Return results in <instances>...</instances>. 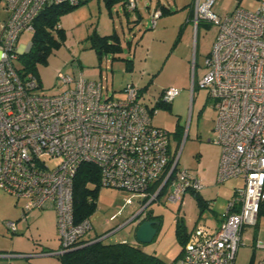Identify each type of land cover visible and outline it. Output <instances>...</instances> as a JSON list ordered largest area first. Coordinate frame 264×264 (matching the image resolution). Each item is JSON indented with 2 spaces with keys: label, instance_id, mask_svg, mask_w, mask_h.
Wrapping results in <instances>:
<instances>
[{
  "label": "built area",
  "instance_id": "obj_1",
  "mask_svg": "<svg viewBox=\"0 0 264 264\" xmlns=\"http://www.w3.org/2000/svg\"><path fill=\"white\" fill-rule=\"evenodd\" d=\"M81 1L2 0L0 190L25 201L24 219L33 210L55 211L60 248L52 255L75 249L92 230L90 221L75 224L73 218V179L82 164L98 168L101 187L126 190L150 203L163 186L176 202L187 191L203 189L199 178L178 168L168 133L152 124L156 103L170 104L180 90L163 89L150 107L134 83L123 88L126 100L104 99L102 80L88 79L76 63L71 73L57 70L62 90L54 95L38 93L39 80L32 73L19 75L17 59L31 47L18 46L20 35L33 33V22L45 9ZM215 3L193 0V24L217 28L199 86L216 101L209 141L220 148L215 183L241 179L243 186L234 189L216 229L198 222L176 264H234L242 232L256 225L264 203V1L255 11L236 8L223 17L213 12ZM124 8L135 13L136 0H127ZM160 16V10L153 12L151 28ZM163 176L158 189L150 192ZM7 227L16 230L14 222ZM257 247L264 248V242Z\"/></svg>",
  "mask_w": 264,
  "mask_h": 264
},
{
  "label": "rangeland",
  "instance_id": "obj_2",
  "mask_svg": "<svg viewBox=\"0 0 264 264\" xmlns=\"http://www.w3.org/2000/svg\"><path fill=\"white\" fill-rule=\"evenodd\" d=\"M159 1L173 11L179 9L174 7V1L177 0ZM262 1L264 0H216L212 10L223 17L236 8L255 11ZM157 4V0H136L135 13H126L122 3L108 9L102 0H82L80 5L73 7L60 18L59 25L66 33L65 42L53 52L45 66L37 68L41 84L37 92L48 96L60 92L61 85L56 79L57 70L71 73L72 65L76 63L82 70L101 74L105 86L102 93L104 99L126 100L128 95L121 89L130 77L124 71V61L113 60V54L109 53L103 54L99 62L97 54L90 48L88 38L96 34V31L101 35H110L114 30L120 37L123 49L121 57L128 60H133V56L126 43L130 42L133 48L139 41L133 60L135 72L139 73L145 66L148 75L144 78L143 85L152 77L146 91L149 99L143 102L152 104L149 105L151 107L163 89L180 90L170 107L167 104L156 106L157 113L153 115L152 124L168 133L170 153L179 157L178 168L196 174L201 157L206 166L214 163L220 156V148L209 142L213 138L217 116L216 101L208 96L206 89L199 86L207 73L205 59L211 51L217 28L213 24L200 22L195 29L193 26L181 29L184 14L180 9L162 15L156 20L155 27L151 28L152 10ZM138 14L141 19L137 23L133 17ZM2 17L1 6L0 18ZM31 36V33L21 34L17 41L18 46L28 45ZM145 57L147 59L144 62ZM136 73H133L134 79H137ZM242 186L241 179H230L211 185L205 195L211 201V209L205 206L202 214L196 196L191 193L186 194L182 206L181 201H172L166 195L151 202L149 206V198L142 202L132 192L102 187L95 198V210L89 217L92 226L90 234L106 243L131 241L133 237L129 235V221L142 213L147 206L146 212L153 211L159 216L160 226L153 240L141 246L149 254L169 262L181 247L178 230L180 233L185 229L191 230L197 220L206 222L212 218L213 212L216 213V218L222 217L234 189ZM12 198L0 190V264H58L57 257L52 255L39 258V261L36 260L39 256L26 259L18 255L17 258H7L12 257L9 254L15 255V252L40 251L41 246L54 250L59 242L56 213L53 209L33 210L24 219L22 205L25 201L19 200V208H15V199ZM8 222L15 223L14 232L6 227ZM258 222L257 229L264 241V212L259 215ZM251 230L253 231V227L247 229L248 234Z\"/></svg>",
  "mask_w": 264,
  "mask_h": 264
},
{
  "label": "trees",
  "instance_id": "obj_3",
  "mask_svg": "<svg viewBox=\"0 0 264 264\" xmlns=\"http://www.w3.org/2000/svg\"><path fill=\"white\" fill-rule=\"evenodd\" d=\"M102 1L105 7L110 9L118 3H122L124 6L127 0ZM80 4L81 2L78 5ZM1 6L3 7L2 0H0V7ZM73 7L68 5L51 6L42 11L36 17L33 22L30 50L26 54L19 56L17 59V71L21 77L26 76L28 73H32L39 80L37 68L39 66H45L53 52L58 50L65 42L66 35L64 30L61 28L57 29L56 26L59 25L61 16ZM160 11L161 15L165 12H170L164 7H161ZM134 22H140V16L137 15L136 21ZM88 39L90 42V48L97 54L99 62H101L103 54L106 55L112 53L113 59L124 61L125 69L127 71L130 72L132 70L131 61L119 57L122 53V47L120 38L116 33L103 37L94 34ZM127 44L130 45L129 42ZM163 105V103L159 102L156 103L155 107ZM168 105L170 107V104ZM163 178L164 176L150 188V192L154 193L158 189ZM100 188L102 187L100 186L98 168L87 163L80 165L73 179V218L75 224L81 223L85 220L89 221V217L95 210V198ZM165 192L166 187L163 186L158 192L157 197L159 198L162 195H165ZM192 194L193 196H196L202 214L203 209L206 206L205 202L197 193L192 192ZM261 212H264V203L260 206L257 219ZM154 218L159 219L147 212L146 219L151 220ZM179 231L180 230H178V237L181 248H183L187 237L182 234L183 232L180 233ZM98 238L99 237L97 236L90 237L89 234L86 238L79 241L75 249L55 255L59 264H176L182 253H180L178 259L176 258L168 263L156 255L144 251L140 245H132L127 242L106 243L103 240H98Z\"/></svg>",
  "mask_w": 264,
  "mask_h": 264
},
{
  "label": "crops",
  "instance_id": "obj_4",
  "mask_svg": "<svg viewBox=\"0 0 264 264\" xmlns=\"http://www.w3.org/2000/svg\"><path fill=\"white\" fill-rule=\"evenodd\" d=\"M158 1V4L156 5V7H154V9L152 10V14H153V12L154 11H156V10H161V7H164L165 9H167V10H169L170 12H165L164 14H162V15H165V14H170V13H174V11L175 12H177L179 9V11L180 12H182V14H184L183 15V21H184V23L182 24V26H181V29H184V27H185V29H187V27H189V26H193V29H195V28H197L198 27V25L197 26H195L194 24H193V16H194V9H193V0H187V2L185 3V2H180V1H174V7H176V8H179V9H175L174 11H173V9L171 10L169 7H167V6H164L163 4H161L160 3V1L159 0H157ZM122 7H123V9H124V6L122 5ZM137 10V9H136ZM147 10L149 11V8L147 7ZM127 12V11H126ZM139 13V12H138ZM161 15V16H162ZM138 16H140V19H141V15L140 14H138ZM160 16V17H161ZM136 21V20H135ZM60 26V25H59ZM61 28V27H60ZM113 33H115L114 32V30H113ZM112 33V34H113ZM66 34V33H65ZM96 34L97 35H99L100 37H103V36H108V35H101V34H99L97 31H96ZM111 35V34H110ZM120 38V37H119ZM128 43V42H127ZM126 43V46H127V48H128V50L132 53V56H133V60L135 59V55H136V47L139 45V41L138 42H136L135 44H134V46H133V48H131V44L130 45H128ZM130 43V42H129ZM122 47V46H121ZM122 52H123V49H122ZM122 54V53H121ZM121 54L119 55V57L122 59V57H121ZM147 58L145 57L144 59H143V61L145 62V60H146ZM113 60H117V59H113ZM128 60V59H127ZM133 60H130L131 61V64H132V70L129 72V71H127L126 69H125V64H123L124 66V71L126 72V73H128L129 74V77H130V80L128 81L129 83H134V84H136L138 87H139V89H140V94L142 95L141 97H142V101H145L146 99L148 100L149 99V97H147V95H146V91H147V88L149 87V84H150V82L152 81V77H150V79L146 82V84L145 85H143V83H144V78H146V76L148 75V73H147V71L145 70V66H143V68H141L140 70H139V73H136L135 72V65H134V61ZM117 61H120V60H117ZM122 61V60H121ZM80 67V66H79ZM81 69V68H80ZM82 70V69H81ZM82 72L84 73V75L88 78V79H91V80H101V74L100 75H97V74H93V73H91L90 71H85V70H82ZM133 73H136V78L137 79H134V76H135V74H133ZM128 82H127V84H128ZM139 83H141V85L139 84ZM126 85V84H125ZM124 88V87H123ZM123 88L121 89V91L123 90ZM62 90V89H61ZM60 90V91H61ZM161 94V93H160ZM180 94V93H179ZM177 98V97H176ZM175 98V99H176ZM174 99V100H175ZM173 100V101H174ZM151 101V100H150ZM172 101V102H173ZM172 102L170 103V105L172 104ZM145 103V102H144ZM145 104H147V103H145ZM149 105H152V104H149ZM152 120H153V118H152ZM209 141V140H208ZM219 159H220V156H219V158L214 162V163H211V164H209V165H204V162H203V157H201L200 158V160H199V162H198V170H197V172H196V174H193L192 172V174L194 175V176H196L197 178H199L202 182H203V189H202V191L201 192H199V193H197L199 196H200V198L205 202V205L207 206L208 205V203H211V201H209L208 200V198H206V196L205 195H207V193L206 192H208V188L211 186V185H215L216 183H215V176H216V171H217V167H218V163H219ZM3 192V191H2ZM187 193H191L192 194V192L191 191H187L182 197H181V199H180V201H181V206L184 204V199H185V197H186V194ZM6 194V193H5ZM8 195V194H7ZM10 196V195H9ZM137 197H139V199L140 200H142V202L146 199V198H143L141 195H136ZM232 196H233V194H232ZM11 198H12V196H10ZM13 199V198H12ZM14 201V203H13V205H14V207L16 208V207H18V205H17V201L16 200H13ZM150 204L151 203H149L148 205L150 206ZM19 208V207H18ZM148 209V208H147ZM213 212V211H212ZM147 214V213H146ZM146 214H145V216H143V217H141L140 218V221L137 223V222H132L131 224H130V229H129V235L130 236H132L133 237V239L131 240V241H124V240H122L121 242H127V243H130V244H132V245H140L137 241H136V239H135V236H134V232H135V228H136V226L142 221V220H145L146 219ZM151 214L154 216V217H159L155 212H153V211H151ZM224 216H225V212H224V214H223V216L221 217H219V218H216L217 216H216V213H214L213 212V214H212V218H210V219H207L206 220V222H202V223H204L205 225H207L209 228H211V229H216L218 226H219V224L221 223V220L224 218ZM152 221H159V219H157V218H154V219H151ZM18 221H19V219H18ZM17 221V222H18ZM199 220H197L195 223H194V225H193V227L191 228V230H188V231H186V229H185V231L183 232V234H184V236L185 237H188V235L193 231V229L195 228V226L198 224L197 222H198ZM258 224H259V222H258V219H257V225L256 226H253V231L251 230L250 231V233L248 234V232H247V229L249 228V227H245L244 228V230H243V232H242V243H241V245H240V247H239V249H238V252H237V256H236V259H235V262H234V264H264V248H260V247H257V243L258 242H264V241H262V238H261V235H260V232H259V229H257L258 228ZM159 226H160V221H159ZM158 226V227H159ZM7 227V226H6ZM158 227H157V231H158ZM257 229V230H256ZM21 233V234H20ZM20 233H18V234H20V235H22V232H20ZM112 234H113V232H112ZM15 235V234H14ZM110 235H111V233H110ZM58 236V235H57ZM90 237H94V236H92V234H90ZM96 237V236H95ZM59 241V240H58ZM141 246V245H140ZM42 248V249H41ZM59 248H60V243L58 242V245H57V248L56 249H54V250H48L47 249V246H41L40 247V251H38V250H34V251H32V252H25V251H20V252H18V253H16L15 252V255H12V254H9L8 256H12V257H7V258H17L18 257V255L19 256H23V257H25L26 259L27 258H29V257H33V256H39L38 257V259H36V260H41V259H39V258H43V257H46V256H51L53 253H55L56 251H58L59 250ZM35 249H37V248H35ZM144 251H146L144 248H142ZM182 249L183 248H181L180 247V249H179V252H178V254L175 256V257H173L172 258V260H170L168 263H170L171 261H173V260H175L176 258L178 259L179 258V255H180V253L182 252ZM38 251V252H37ZM14 254V253H13ZM35 254H37V255H35ZM52 256H55V255H52ZM37 258V257H36ZM57 263L59 264V261H58V259H57Z\"/></svg>",
  "mask_w": 264,
  "mask_h": 264
},
{
  "label": "water",
  "instance_id": "obj_5",
  "mask_svg": "<svg viewBox=\"0 0 264 264\" xmlns=\"http://www.w3.org/2000/svg\"><path fill=\"white\" fill-rule=\"evenodd\" d=\"M158 226L159 223L156 221L150 219L142 220L135 228L134 236L136 241L140 245L150 243L157 233Z\"/></svg>",
  "mask_w": 264,
  "mask_h": 264
},
{
  "label": "flooded vegetation",
  "instance_id": "obj_6",
  "mask_svg": "<svg viewBox=\"0 0 264 264\" xmlns=\"http://www.w3.org/2000/svg\"><path fill=\"white\" fill-rule=\"evenodd\" d=\"M146 209H147V206H145V207L143 208V212L140 213L139 216H138L133 222H138V221H140V218L143 217V216H145V214L147 213V212H146ZM131 223H132V222H131Z\"/></svg>",
  "mask_w": 264,
  "mask_h": 264
}]
</instances>
